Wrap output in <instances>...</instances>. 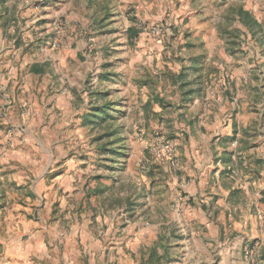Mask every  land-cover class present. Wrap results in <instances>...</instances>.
Returning a JSON list of instances; mask_svg holds the SVG:
<instances>
[{
    "label": "rangeland",
    "instance_id": "1",
    "mask_svg": "<svg viewBox=\"0 0 264 264\" xmlns=\"http://www.w3.org/2000/svg\"><path fill=\"white\" fill-rule=\"evenodd\" d=\"M248 59L249 87L234 74ZM0 77V160L17 163L0 194L68 169L92 191L87 258L120 255L113 221L126 264H264V162L218 165L217 193L213 172L185 170L204 152L207 89L229 98L217 160L239 146L238 104L258 114L243 133L264 135V0H0Z\"/></svg>",
    "mask_w": 264,
    "mask_h": 264
},
{
    "label": "crops",
    "instance_id": "2",
    "mask_svg": "<svg viewBox=\"0 0 264 264\" xmlns=\"http://www.w3.org/2000/svg\"><path fill=\"white\" fill-rule=\"evenodd\" d=\"M249 66L251 67L248 59L243 62L241 67L234 68L237 82L244 79L248 87L252 83L251 76H253L251 71L246 70ZM242 68L245 69V74L241 72ZM217 86L219 87V85ZM214 89L212 88L210 91L207 89L206 99L211 104L203 111L202 116L206 119L203 126L199 125L200 128L204 127L206 130V134H199L203 138L201 140V144L204 146L203 155L198 153V160H187L185 170L195 179L201 178L204 182L213 172V189H215L214 193H217L216 191H223L219 176L220 169L215 172L218 165H228L223 168L231 169L235 167V164L237 165L238 160H245L242 162V167H247L250 160L264 162V135L244 134L250 126L249 122H252L250 117H257L258 114L251 112L250 115H247L249 103H243L242 106L238 104V112L235 113V121L238 125L235 123L237 126L235 125L234 128L232 124L231 130L236 132L240 140L239 146L231 155V164H228L229 160H217L215 155L220 152L217 150V145L218 142H222L219 135L231 134L227 129L222 132L219 129L230 108L228 97L221 98L220 95L219 99L221 101L224 99V102L219 105L217 102L215 103L217 90L214 93ZM10 102L12 108L13 101ZM193 145H197V143L193 142ZM58 161L60 162V160H56L55 163ZM15 163L14 160H0V179H2L0 180V190L2 192H6L3 187H7V181L11 185L13 183L11 169ZM59 165L61 167L64 164L60 162ZM232 172L235 173L234 170ZM262 174L264 175V171ZM229 177H232L236 182L241 180L233 175H229ZM189 187L192 188V185L190 184ZM236 188L238 186H232V190L228 191H233ZM19 190L22 197L18 196L16 200H8L0 194V264H96L95 259L92 260V257L87 258L86 256L87 229L93 222L90 216L93 204L88 199L92 196V191L88 188L85 191L80 190L77 179L70 175L68 169L53 174V176H47L44 173L39 181V189L30 188L27 196L24 195V191H28L24 190V185ZM24 197L40 201L39 210L43 213L42 217L30 216V205L23 199ZM99 209L97 212L101 213L103 210L99 211ZM113 224V221L107 223L108 230L104 233V238L116 245L120 255L115 260L108 256L102 264H126L127 255L124 250V242L128 234L120 228L113 230ZM103 225L101 222V226ZM97 226L99 228V224ZM131 227L129 226V228ZM143 237H146V234H143Z\"/></svg>",
    "mask_w": 264,
    "mask_h": 264
},
{
    "label": "trees",
    "instance_id": "3",
    "mask_svg": "<svg viewBox=\"0 0 264 264\" xmlns=\"http://www.w3.org/2000/svg\"><path fill=\"white\" fill-rule=\"evenodd\" d=\"M239 15L241 17V19L243 20L244 23H246L247 25H249V27L251 29H257L260 26V23L257 19H255L254 17H252L249 13L247 12H243V10H239ZM35 70L38 71V69L35 68ZM106 107H108V105H106ZM108 109V108H106ZM97 115V114H96Z\"/></svg>",
    "mask_w": 264,
    "mask_h": 264
}]
</instances>
